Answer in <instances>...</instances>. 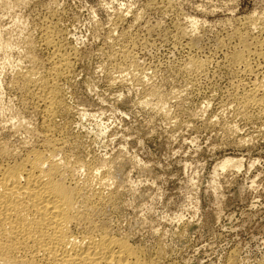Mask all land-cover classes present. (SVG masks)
<instances>
[{
	"label": "rangeland",
	"instance_id": "1",
	"mask_svg": "<svg viewBox=\"0 0 264 264\" xmlns=\"http://www.w3.org/2000/svg\"><path fill=\"white\" fill-rule=\"evenodd\" d=\"M43 26L70 61L51 124L71 157L100 167L111 234L142 264H264V116L239 105L264 59L247 73L231 57L240 38L264 39V0H0V144L12 151L37 143L42 115L16 80L50 67Z\"/></svg>",
	"mask_w": 264,
	"mask_h": 264
},
{
	"label": "bare ground",
	"instance_id": "2",
	"mask_svg": "<svg viewBox=\"0 0 264 264\" xmlns=\"http://www.w3.org/2000/svg\"><path fill=\"white\" fill-rule=\"evenodd\" d=\"M48 26L40 28L39 46L52 50L48 60L50 67L42 76L26 73L18 75L16 80L20 83L18 89L22 86V90L31 95L36 110L39 109L42 115L39 131L34 129L35 132L31 133L37 145L31 147L32 143L26 142L31 147L26 148L23 141L26 149L18 152L0 144V264H142L135 249L125 243L127 239L124 242L114 237L108 222L105 220L106 224L103 220L102 215L114 196L112 191L108 190L111 195L104 192L107 190L106 180L103 182L99 178L102 172L96 170L100 167H92L71 157L66 141L56 136L51 124L60 105L55 82L69 69L70 61L69 57L57 53L60 45ZM245 41L240 38V50L232 51L231 57L242 71L253 73L251 60L264 59V39L254 41L255 45ZM120 52V59L126 67H136L128 50ZM187 66V70H201L203 67L194 60H190ZM261 81L252 82L250 87L244 83L243 88L240 86L239 105L244 110L257 109L264 116V82ZM227 164L225 162L220 168ZM103 178L110 179L109 176Z\"/></svg>",
	"mask_w": 264,
	"mask_h": 264
}]
</instances>
